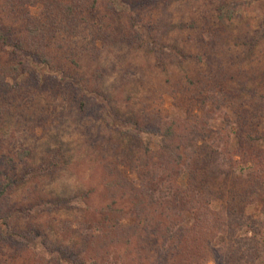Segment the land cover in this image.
<instances>
[{
  "label": "rangeland",
  "instance_id": "rangeland-1",
  "mask_svg": "<svg viewBox=\"0 0 264 264\" xmlns=\"http://www.w3.org/2000/svg\"><path fill=\"white\" fill-rule=\"evenodd\" d=\"M16 1L0 0V31L9 42L0 41V72L21 70L16 78L0 75V93L7 96L0 97V228L9 215V226L31 239L0 241V264H52L51 257L59 264H88L109 253L123 264H139L136 236L131 245L100 246L98 235L99 228L108 234L117 220L133 221L135 200L114 185L115 178L140 187L131 163L141 146L160 153L152 133L159 121L174 122L179 143L190 137L192 125L207 143L217 132L224 138L227 128L235 161L247 152V139L235 136L239 125L264 152V0H97L79 28L88 31L66 37L57 27L40 41H27L37 50L50 47L52 66L15 52L12 44L24 38L29 18L43 19L40 4ZM97 26L108 34L92 43ZM26 67L40 81L57 80L30 90L28 81L36 82ZM202 108L213 117L203 118ZM246 166L250 162L218 176L209 208L225 216L231 205L236 215L241 207L243 223L233 225L232 239L259 232L255 263L264 264V183ZM107 204L113 210L99 211ZM194 222L191 216L186 225ZM194 229L191 239L202 237L198 244L204 239L216 250L226 241L219 231ZM147 245L150 258L163 244ZM219 252L206 264H249L244 251L235 259Z\"/></svg>",
  "mask_w": 264,
  "mask_h": 264
},
{
  "label": "trees",
  "instance_id": "trees-1",
  "mask_svg": "<svg viewBox=\"0 0 264 264\" xmlns=\"http://www.w3.org/2000/svg\"><path fill=\"white\" fill-rule=\"evenodd\" d=\"M16 2L22 6L40 4L43 19L37 21L29 18L25 24V34L22 39L24 42L17 41L12 44L14 50L24 56L32 57L34 61L43 63L46 66L53 65L50 57L46 55V53H50V47L44 46L42 49L37 50L36 46L28 45V42L34 41L36 37H39L40 41L42 37H45V34L47 35L52 31L51 28L57 27L63 31L66 37L75 36L80 26L86 21L87 15L91 14L97 4V0H17ZM88 28L83 26L79 33L81 34L83 30L88 31ZM103 33L108 34L106 31H103ZM103 33L100 26H97L95 31L90 33L92 43L100 39L104 35ZM0 41L2 44H9L2 31H0ZM5 71L0 72V75L16 78L21 74V70L17 66L8 67ZM24 71L36 82H26L30 90L31 88L37 90L38 86H42V82L43 85L50 84L49 87H51L53 82L57 80L55 77L46 76L40 81L39 76L33 73L32 69L26 67ZM61 74L62 76H68L66 72H61ZM74 90L76 91L75 88ZM76 96H79V94H76ZM0 97L7 98L1 93ZM206 99L210 101L209 98ZM206 99L202 101V105L205 103V108L207 107ZM218 107L219 105L216 109ZM202 109L203 118L213 117V114L205 113L206 110ZM194 117L197 118V115H194ZM174 126V122L159 121L156 124V128L152 133L159 138L157 142L159 150H161L159 154L152 155L147 145L139 148V155L131 163V169L137 173L140 187L135 186L124 177L117 176L115 178L114 185L130 194L132 199L135 200L130 209L133 221L123 224L117 220L113 226H110L113 229L110 232L108 231V234H103L102 228H99L101 235L99 234L98 238L102 242L100 246L106 244L131 245V237L136 236L138 240L134 246V253L139 264H206L207 261L214 260L221 255L222 253L219 251L230 252L231 259H235L237 254L244 251L247 263L256 264L255 259L259 254L257 238L259 232L257 234L251 230V237L245 235L243 238H237V240L232 239L233 225L243 223L241 220L243 215L240 217L241 207H238L240 214L237 213L238 215H236L237 206L231 205L233 206V212L229 210L224 216L219 209L211 210L209 201L211 196L215 194L211 187L216 180H219L218 176L239 163L250 162V166H246L250 176L254 179H262L260 183H264V152L251 142L253 136L247 133V136L243 137L242 127L240 128L239 125L235 130V136L239 141L247 139V152L243 155V159L237 161L233 160L232 152L231 156L228 154L230 142L227 128L224 129V138L217 132L213 134L211 143H207L205 136L201 134V129L196 125H192L193 129L189 132L190 137L184 139L187 141L192 138L186 144L183 138L179 143L181 136L176 132ZM176 140L178 142H175ZM223 153L225 154L223 155ZM143 172L148 173V175H143ZM183 176H185V183L181 184L179 179ZM3 187L5 186L0 189V195L3 194ZM110 187L115 186L112 184ZM114 195L111 194V199ZM111 206V204H107L99 211L107 210L110 212V210H113ZM185 214L188 218L193 216L194 225L201 227L198 230L199 234L205 233L204 230L219 231L226 237V241L216 250L206 243L207 240L203 239L202 244H198V240L202 237L200 235L201 238L199 239H191V234H194L195 229L194 225L190 227L186 225L188 218L185 217ZM7 217L10 216L7 215L1 218L5 228H0V241L8 242L15 238L23 242L30 241L29 236L21 234L18 230L9 226ZM102 219L105 220L106 217H102ZM97 225H100L99 222H97ZM247 228L253 229L252 226H247ZM149 236L151 238H148ZM149 240L153 242L162 241L163 245L157 249L155 248L153 256L147 258V242ZM190 241L193 243L189 245ZM226 242H228V245H225ZM179 248H182V254L177 259V255L180 254L178 252ZM109 254L108 256H101L99 259L91 257L88 264H123L119 260H115L111 253ZM49 261L52 264H59V257H51ZM81 263L84 264L85 262ZM233 264H239V261L233 262Z\"/></svg>",
  "mask_w": 264,
  "mask_h": 264
}]
</instances>
